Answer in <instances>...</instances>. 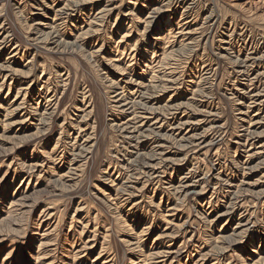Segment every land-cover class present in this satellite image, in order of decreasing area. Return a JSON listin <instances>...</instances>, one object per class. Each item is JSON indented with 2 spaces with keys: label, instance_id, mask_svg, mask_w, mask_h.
<instances>
[{
  "label": "rangeland",
  "instance_id": "1",
  "mask_svg": "<svg viewBox=\"0 0 264 264\" xmlns=\"http://www.w3.org/2000/svg\"><path fill=\"white\" fill-rule=\"evenodd\" d=\"M0 264H264V0H0Z\"/></svg>",
  "mask_w": 264,
  "mask_h": 264
}]
</instances>
